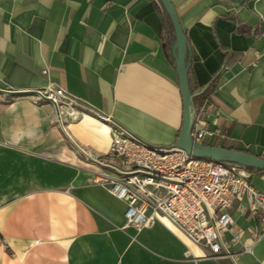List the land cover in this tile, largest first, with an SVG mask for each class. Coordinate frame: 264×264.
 Here are the masks:
<instances>
[{"label":"crops","instance_id":"0c3cea01","mask_svg":"<svg viewBox=\"0 0 264 264\" xmlns=\"http://www.w3.org/2000/svg\"><path fill=\"white\" fill-rule=\"evenodd\" d=\"M189 52L190 85H213L193 109L203 143L264 157V0H170ZM159 0H0V87L50 81L110 114L141 138L175 142L182 122L177 48ZM46 69V71H43ZM92 157L106 153V124L62 120ZM250 183L264 193V169ZM98 167L66 137L54 106L0 92V264H264V234L232 207L235 252L211 257L162 221L124 224L125 202L93 181ZM243 244L249 249L243 250Z\"/></svg>","mask_w":264,"mask_h":264},{"label":"built area","instance_id":"2783aa9c","mask_svg":"<svg viewBox=\"0 0 264 264\" xmlns=\"http://www.w3.org/2000/svg\"><path fill=\"white\" fill-rule=\"evenodd\" d=\"M39 90L52 100L57 121L58 117L62 121L65 116L77 118L85 113L107 125L111 135L108 150L103 155L91 156L98 167L93 181L125 202L122 227L131 225L139 230L159 220L183 241L205 247L209 256L233 259L235 252L224 232L231 231V241L239 240L232 207L244 197L240 210L254 217L260 228L254 241L264 234V193L250 183L251 171L247 166L196 156L174 143L149 142L110 114L78 103L53 81ZM202 107H192L190 137L195 146L204 144L203 137L212 133L198 117ZM247 249L249 245L243 244V250Z\"/></svg>","mask_w":264,"mask_h":264},{"label":"water","instance_id":"95a60500","mask_svg":"<svg viewBox=\"0 0 264 264\" xmlns=\"http://www.w3.org/2000/svg\"><path fill=\"white\" fill-rule=\"evenodd\" d=\"M159 2L165 8L169 19L171 21L175 39H176V48H177V78H178V87L182 101V122L177 138L174 142L175 145L185 149L187 152L196 155L204 156L217 160L235 162L247 167H255L259 169H264V157H260L256 154L239 150L228 148L218 145H207L202 144L200 146H195L191 142L190 132L193 126V114H192V93H190L186 74L188 70V62L185 60L186 52H189V46L186 42V37L182 26L180 24L177 11L170 0H159ZM0 92L11 93L14 95L17 94H33L45 98L46 101L53 103L51 99L45 97L39 89H7L0 87ZM56 113L57 109L55 108ZM58 122L65 133L66 137L71 141V143L82 153L86 154L91 158L84 149H82L67 133L64 128V125L60 118L58 117Z\"/></svg>","mask_w":264,"mask_h":264},{"label":"trees","instance_id":"16d2710c","mask_svg":"<svg viewBox=\"0 0 264 264\" xmlns=\"http://www.w3.org/2000/svg\"><path fill=\"white\" fill-rule=\"evenodd\" d=\"M158 5H161V7L165 10V8L163 7V5L161 3H159ZM186 80H187V85H188V88H189V91L190 93H192V98L191 100L192 101H195V99H198V101H200V99L207 94V92L209 91V89L212 87L213 85V80H211L207 85L205 86H201L199 87V89H194L191 87L190 85V80H189V73L187 71V74H186ZM250 167V166H249ZM253 168V167H251Z\"/></svg>","mask_w":264,"mask_h":264}]
</instances>
